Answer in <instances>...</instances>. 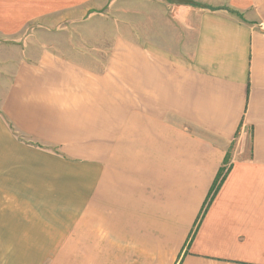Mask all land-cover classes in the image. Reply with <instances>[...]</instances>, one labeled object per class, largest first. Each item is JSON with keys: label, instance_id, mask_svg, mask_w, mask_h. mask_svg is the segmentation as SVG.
Returning <instances> with one entry per match:
<instances>
[{"label": "crops", "instance_id": "obj_1", "mask_svg": "<svg viewBox=\"0 0 264 264\" xmlns=\"http://www.w3.org/2000/svg\"><path fill=\"white\" fill-rule=\"evenodd\" d=\"M188 1L0 0V40L91 3L134 12L100 67L11 65L0 264H264V0Z\"/></svg>", "mask_w": 264, "mask_h": 264}, {"label": "rangeland", "instance_id": "obj_2", "mask_svg": "<svg viewBox=\"0 0 264 264\" xmlns=\"http://www.w3.org/2000/svg\"><path fill=\"white\" fill-rule=\"evenodd\" d=\"M88 8L87 13L80 15L81 13L74 12L70 17L65 13L60 15L57 13L49 18L48 23H52L49 27L33 22L17 37L0 40V88L6 80L8 82L11 79L13 63L27 60L26 56L31 59L33 53L40 49H51L61 53L70 51L87 53L100 67L105 62L110 39L121 33L118 24L127 23V19H132L131 14L134 12L127 7L123 11L113 10L108 6L100 8L94 3L89 4ZM139 11L143 12V5ZM156 12L159 11L153 13ZM121 18L124 20L121 21ZM59 216L63 215L57 214V218Z\"/></svg>", "mask_w": 264, "mask_h": 264}, {"label": "water", "instance_id": "obj_3", "mask_svg": "<svg viewBox=\"0 0 264 264\" xmlns=\"http://www.w3.org/2000/svg\"><path fill=\"white\" fill-rule=\"evenodd\" d=\"M168 3L174 4V5H192L193 3L188 0H167Z\"/></svg>", "mask_w": 264, "mask_h": 264}, {"label": "trees", "instance_id": "obj_4", "mask_svg": "<svg viewBox=\"0 0 264 264\" xmlns=\"http://www.w3.org/2000/svg\"><path fill=\"white\" fill-rule=\"evenodd\" d=\"M193 6H195V7H198V8H202L203 6H201V5H199V4H192Z\"/></svg>", "mask_w": 264, "mask_h": 264}]
</instances>
